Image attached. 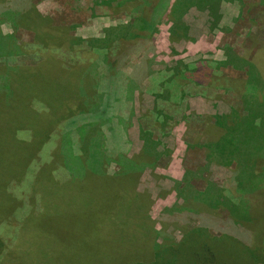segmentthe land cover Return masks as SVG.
Here are the masks:
<instances>
[{
    "label": "rangeland",
    "instance_id": "1",
    "mask_svg": "<svg viewBox=\"0 0 264 264\" xmlns=\"http://www.w3.org/2000/svg\"><path fill=\"white\" fill-rule=\"evenodd\" d=\"M174 1H171V5ZM24 3V0H14L13 5L6 6L9 9L0 15V134L6 128L8 118L13 116L20 124L15 135L23 141L22 147L18 149L19 153L15 152L14 148L13 151L11 148L7 151V147L0 146V168L9 169L8 172H13L10 169H15L14 172L19 169L21 172L27 171V179L29 182L33 180L32 185L33 182L38 187H42V184L50 185L51 192L56 186L69 182L64 169L61 167L55 171L54 163H50L60 160L57 148L60 143L58 135L64 133L69 121H72L73 125H79L85 118L75 116L68 119L61 115L58 120L52 119L48 123L50 120L41 115L44 114L41 111L43 108L38 105H31L33 108L30 109V114L29 110L24 112L3 110L12 104H28L31 94L36 97L38 95L40 100L48 104L50 100L45 98L47 94L37 87L49 90L51 83L52 88L57 90L55 85L62 86L59 75L53 79L50 76L49 80L41 66L31 70V73L29 72L31 75L28 76L23 73L25 69L21 68L22 80L19 89L25 95L21 93L16 99L11 96L9 85L12 78L15 79L14 73H19L20 67L25 64L34 65L37 59L50 52L65 67L69 65L68 60L73 59L68 48L50 51V48L38 45L37 40H34V32L25 26H17L21 17L15 13L25 7ZM31 4L39 13L41 21L48 18L54 26H72L71 33L77 38L104 37L106 29L130 20L125 13L109 14L100 4V0H31ZM184 20L188 29L185 35H180V39L176 41H173L170 34L171 22L162 19V22L157 24L153 40L155 48L150 53V57L155 60L152 68L161 69L163 67L161 64L166 63V69L181 71L193 64V71L203 67L204 73L207 72V76L204 74L201 76L199 70L197 73L200 75L199 80L209 81L210 84L207 86L203 83L183 84L189 95L183 104L172 112L174 119L169 122L171 126L169 131L167 134H160L155 130L157 135L162 137L163 144L160 147L170 151L171 155L163 156L155 169L147 166L141 171L138 189L148 191L152 195L153 204L148 214L153 218H158L167 209L177 208L166 211L167 216L164 218L167 225L156 224L154 229L158 232L155 243L177 250L180 248L181 264H264V256L260 250V241L264 234V0H223L219 7L214 8L192 5ZM11 37L15 40L13 44L18 45V48L26 43L25 49H17L19 51L17 55L16 49L11 48L10 55L6 48L7 41L12 43ZM108 58L107 62L100 58L102 64L98 67L97 75L93 73L94 71L92 74H84L87 82L90 80V83L94 84L100 81L103 72L110 76L109 72L114 67V62ZM239 59L244 61L241 62ZM82 60H79V63H82ZM227 60H232L241 67H235L231 63L219 68L215 65ZM246 61L254 65V71L259 74L260 79L258 83L255 81L254 88L250 89L260 92V97L257 96V99L254 97L251 101L244 98L250 86L249 65H246ZM87 71L88 69H85V72ZM145 73L148 75V69ZM220 74H223L230 83L218 80ZM145 84L152 85L151 78L146 80ZM54 101L55 99L50 103ZM56 101L60 102L61 99ZM154 104L155 97L152 93L137 92L135 98L128 101L123 109L120 106L114 107L127 124L125 136L116 130L115 142L119 143L117 146L119 150L129 155L141 150L143 146L140 137L141 118L144 111L154 108ZM249 108L257 111L255 118H252L257 131L253 132V137L245 133V136L234 146H230L225 154H220L213 145L226 133L230 134L235 130L247 131L248 125H245L244 118L249 116ZM9 113L7 118L6 115ZM217 115L226 116L227 124L226 122L223 126L217 124ZM148 121L151 124L150 120ZM36 123L46 126L40 125L37 129ZM230 126L234 127L228 128ZM36 129L43 132L33 135V130ZM103 129L109 134L108 137H111L112 132L107 125ZM110 146L113 149L116 147L113 141H110ZM28 153H31L33 158L24 168L27 162L24 163L23 159ZM77 157L78 162L82 164L84 159L79 154ZM118 168L116 163H111L108 165V172L116 174ZM239 170L242 172L244 182V189L240 191L236 181ZM45 171H50L49 175L44 174ZM214 196L221 203L211 205L209 201ZM8 204L11 205L9 202ZM22 204L19 203V206L22 207ZM25 206L27 208L19 210L20 220L30 208ZM50 214L49 206L41 217L50 219ZM39 226L42 231L48 230ZM196 227L207 228V238H202L210 246L205 250L193 249L183 243L187 233ZM226 233H235L237 236L231 237V234ZM194 236L197 235L193 234ZM234 238L236 242H233ZM142 242L143 239L139 243ZM110 248V255H107L110 256L111 263L135 262L134 254L122 257L124 253L122 250L130 249L127 245L119 248L114 244ZM213 250L216 255H212ZM250 251H256L259 257L253 258ZM149 257L150 260H154L153 251Z\"/></svg>",
    "mask_w": 264,
    "mask_h": 264
},
{
    "label": "trees",
    "instance_id": "2",
    "mask_svg": "<svg viewBox=\"0 0 264 264\" xmlns=\"http://www.w3.org/2000/svg\"><path fill=\"white\" fill-rule=\"evenodd\" d=\"M24 1L25 7L18 9L20 11L15 13L20 14L21 17L17 26H25L29 31L34 32V40H37L38 45L50 48V51L68 48L73 59L68 60L69 65L65 67L50 52L37 59L34 65L25 64L19 68V73H14L15 79L12 78L9 88L11 96L16 99L21 93L25 95L19 89L22 80L21 68L25 69L23 73L27 76L31 75L29 72L31 73V70L38 66L43 68L42 71L48 75L49 80L50 76L53 79L59 75L62 86L55 85L57 90L52 88L51 83L49 90L37 87L47 94L45 98L50 101L55 99L54 102L47 101V104L40 100L38 95L37 98L31 94L28 104H12L7 109H2L19 112L29 110L30 114V109L33 108L31 105H38L43 108V110L40 109L44 113L41 115L50 120L48 123L52 119L58 120L61 115H65L68 119L75 116L85 119L79 125H73V122L69 121L64 133L58 135L60 143L57 148L60 160L50 162L54 163L55 171L61 167L64 169L69 181L66 185L60 184L50 192V185L42 184V187H38L34 182L32 185L33 180L29 182L27 179V171L22 173L21 169L16 172H14L15 169H10L13 172H8L9 169L0 168V201H2L0 205V264H50V262L114 264L110 262L111 259L108 256L110 247L114 244L119 248L126 245L130 248L127 251L122 250L124 251L122 257L134 254L135 262L132 264H181L180 248L177 250L174 247L169 248L155 243L156 232H158L154 229L156 224L167 225L165 220L167 212L177 208L167 209V212L164 211L158 218L149 216L153 197L148 191H139L138 184L141 171L145 167L155 169L163 156L171 155L170 151L160 147L163 144L162 137L158 136L155 130L160 134H167L169 131L171 127L169 122L174 119L172 112L179 108L189 95V91L186 92L187 89L183 84L202 85L203 83L207 86L210 83L199 80L200 75L197 74L199 70L201 76L203 74L207 76V72L204 73L203 67L193 71V64L181 71L166 69V63L161 64L163 66L161 69H153L152 63L155 60L150 57V53L154 51V33L162 19L171 22L170 34L173 41H176L180 39V35H185L188 29L184 17L192 5L200 8H214L219 7L223 0H175L172 5V0H100V4L109 14L125 13L130 20L125 24L106 29L104 37L86 39L74 37L71 33L72 26H54L48 18L46 21H41L31 0ZM13 2L14 0H0V15L8 10L6 6H12ZM10 39L12 43L9 41L6 43L10 55L11 48L16 49V55L19 54L17 49H25V42L18 48V45L13 44L14 39L12 37ZM107 57L114 62V67L109 72L110 76H106L108 73L103 72L100 81L94 84L90 83V80L87 82L85 75L92 74L93 71L95 74L99 72L98 67L101 66L102 61L107 62ZM79 60L83 62L79 63ZM209 62L208 67H210ZM229 63L235 67H241L232 60L215 65L219 68ZM246 65H249L248 86H250L244 98L246 101L249 99L251 101L254 97V99H257V96L260 97V92L251 91L255 81L258 83L260 79L259 74L254 71V65L248 61ZM85 69L88 71L85 72ZM147 69L148 75L145 73ZM149 78L152 85L145 84ZM217 78L223 82L225 80L227 84L230 83L223 74ZM137 92L152 93L155 97V106L151 110L144 111L141 118L140 137L143 142L141 150L129 155L119 150L120 148L117 147L119 143L115 142L116 130L118 129L119 133L125 136L127 124L114 107L120 106L123 109L128 101L135 98ZM26 95L30 96V94ZM56 99L61 101L58 102ZM41 103L44 105H40ZM60 110L61 113H59ZM249 111V116L244 118L245 125H248L247 131L235 130L230 134L226 133L213 145L220 154H225L230 146H234L240 138L245 136V133L253 137V132L257 129L253 126L252 118H255L257 111L252 108H249ZM9 115L10 113L6 115L7 118ZM144 120L147 121L144 122ZM216 122L223 126L225 122L227 124V118L217 115ZM36 124L37 129L40 125L46 126V124ZM105 125L112 132L111 137H108L109 134L104 131ZM19 126L14 117L10 116L6 128L0 134V146L7 147V151H10V148L13 151L12 148H14V151L19 153L18 149L22 147L23 141L15 135ZM37 129L33 130V135L43 132ZM110 141L116 145L114 149L110 146ZM252 147H254L253 144ZM77 154L84 159L82 164L78 162ZM31 155L28 153L23 159L24 163L27 162L24 168L33 158ZM55 163L58 165L56 166ZM111 163H116L119 167L116 174L108 172V165ZM49 172L45 171L44 174L49 175ZM238 173L236 181L240 191L244 189V182L241 170ZM202 194L207 197L206 194ZM209 202L211 205L221 203L215 196ZM19 203H23L22 207ZM24 204L30 208L25 217L20 220L19 210L26 207ZM49 206L50 219L41 217ZM39 225L48 230L42 231ZM206 231L207 228L203 227L192 229L187 233L183 243L193 249H207L210 244L203 239L207 236ZM193 234L198 237H193ZM226 234H231V237L237 236L235 233ZM142 239L143 242L140 244ZM233 242H236L235 238ZM260 242V250L264 256V234ZM151 251L154 253L153 261L149 257ZM214 252L213 250L212 255H216ZM250 253L255 259L259 257L256 251H250Z\"/></svg>",
    "mask_w": 264,
    "mask_h": 264
}]
</instances>
